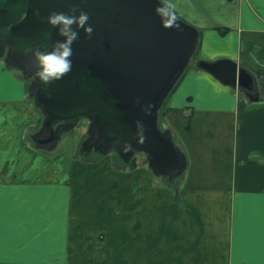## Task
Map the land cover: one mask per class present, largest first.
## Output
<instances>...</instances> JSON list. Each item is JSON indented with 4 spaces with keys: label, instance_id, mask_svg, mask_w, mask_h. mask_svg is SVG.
I'll return each mask as SVG.
<instances>
[{
    "label": "crops",
    "instance_id": "0c3cea01",
    "mask_svg": "<svg viewBox=\"0 0 264 264\" xmlns=\"http://www.w3.org/2000/svg\"><path fill=\"white\" fill-rule=\"evenodd\" d=\"M162 1L201 32L197 58L233 59L252 85L183 74L162 119L187 167L168 183L146 163L39 150L36 106L0 68V264H264V0Z\"/></svg>",
    "mask_w": 264,
    "mask_h": 264
},
{
    "label": "water",
    "instance_id": "95a60500",
    "mask_svg": "<svg viewBox=\"0 0 264 264\" xmlns=\"http://www.w3.org/2000/svg\"><path fill=\"white\" fill-rule=\"evenodd\" d=\"M80 10L89 14L93 32L78 29L72 70L49 84L35 76L34 102L43 124L66 122L67 128L87 118L91 133L107 145L100 149L104 154L117 149L128 161L142 151L158 175H181L187 158L161 127L160 110L194 60L201 32L176 13L175 24L167 23L174 11L162 0H0V56L6 48L33 53L51 48L65 37L49 15L78 16ZM195 65L234 90L253 82L250 71L230 58H197Z\"/></svg>",
    "mask_w": 264,
    "mask_h": 264
},
{
    "label": "rangeland",
    "instance_id": "374dc122",
    "mask_svg": "<svg viewBox=\"0 0 264 264\" xmlns=\"http://www.w3.org/2000/svg\"><path fill=\"white\" fill-rule=\"evenodd\" d=\"M12 52H14V51L12 50ZM28 62H29V60H28ZM37 62H38V60H37ZM21 63L26 65L25 62H21V61H19V59H16L15 57L13 58V54L10 52L9 48H6L5 53L2 56H0V68L4 69L5 74L11 73L15 77H17V79L20 81V84H22L24 86L23 88L26 90L25 99L28 101H32L34 106H36V113H37L36 127L32 128L31 130H29V132H27V135H26L27 138L29 139V141H31L33 143V145L37 146L38 149L43 151V152L51 149V152L55 151V150H56V152L57 151L58 152L59 151L60 152L61 151H67L70 153L72 152L73 155H77V153L81 152L82 148L84 147V145H85L84 141L86 139H88V137L90 136L91 121L89 119H83L82 121H80L79 123H77L74 126L69 125L67 128L63 129L62 133L60 130L58 132L57 136L60 134L61 137L58 136V138L55 139L54 141H51V143H48V142H50V140L52 138L49 140H46L47 143H45V144L36 141L33 138V134L38 133V131H40L41 127L44 126L43 123H44L45 116L42 113L41 109L34 102L35 75L33 73V69H32V67L25 69V68H23V64H21ZM193 66H196L194 62L192 64V67ZM9 81L10 80L7 76H6V80H3V77L0 75V99L7 98L9 96V91H8L7 87H5L9 84ZM3 86L5 88H3ZM7 110H5V111L7 112ZM162 110H163V108L161 109L162 117H161L160 125L163 129H166L165 124H164V120L162 119L163 118L162 112H164ZM41 131L46 133L44 138H47V136H49L47 133V129L45 130V128H44V130L42 129ZM105 150H108V149L106 148ZM113 150H115V149H113ZM113 150L108 151L107 153L110 156L114 157L117 166L131 167V166H134L135 164L137 166H141V165H145V163H146L148 166L151 167L148 155L145 152H142V151L137 152L135 155L136 157L134 158L135 160H132L133 163L128 164V161H126L124 158L120 157L122 155L119 153V151H118V153L120 155L115 154ZM123 150L126 151V150H129V148H125ZM84 151H85L84 152L85 157L90 158L92 160L95 158H100L101 156L107 155V154H104L103 152H101L100 149H98L96 147L90 151L89 150H84ZM162 177L168 183H171L172 180L174 182L178 181V179L175 177L174 178H170L168 176H162Z\"/></svg>",
    "mask_w": 264,
    "mask_h": 264
},
{
    "label": "clouds",
    "instance_id": "9594fccd",
    "mask_svg": "<svg viewBox=\"0 0 264 264\" xmlns=\"http://www.w3.org/2000/svg\"><path fill=\"white\" fill-rule=\"evenodd\" d=\"M172 6H168L171 9ZM158 11L159 5L157 6ZM76 9H73L75 13ZM89 14L86 11L80 10V14L69 15L65 12H53L48 17V22L54 27H57L61 36L65 37L63 40L56 41V43L47 50L36 48L35 57L39 62V68L36 75L45 84H49L54 80L63 78V76L70 72L73 67L71 59L73 55L72 44L79 38L78 29H83L85 33L91 36L93 27L88 24ZM175 12L167 23L175 24ZM75 25V27H73ZM179 27V25H176Z\"/></svg>",
    "mask_w": 264,
    "mask_h": 264
},
{
    "label": "flooded vegetation",
    "instance_id": "af4514ba",
    "mask_svg": "<svg viewBox=\"0 0 264 264\" xmlns=\"http://www.w3.org/2000/svg\"><path fill=\"white\" fill-rule=\"evenodd\" d=\"M4 43H0V48H1V46L3 45ZM10 51H12V50H10ZM16 51H14V53H15ZM34 51L33 50H31V51H26V52H16V53H18L19 54V56H14L13 55V58L15 57L16 59H19V61H21V62H25L26 63V65L25 64H23V63H21V64H23V68H25V69H27V68H30L31 66H29V62H28V60L30 59V58H33V57H35V54L33 53ZM13 54V53H12ZM33 73H34V75L36 76V72L33 70ZM36 79V78H35ZM83 119H87V118H83ZM82 119V120H83ZM82 120H80V121H82ZM67 123L66 122H62L61 124H57L56 126H54V127H51V126H48V125H44V126H42L41 127V129H40V131H38V133H35V134H33V138L36 140V141H38V142H40V143H43V144H45V143H47L46 142V140H49V139H51L50 140V142H48V143H51V141H54L55 139H57L58 138V136L60 135H58L57 136V134H58V132L61 130V133H62V131H63V127H64V125H66ZM44 128H45V130L47 129V133H48V135L49 136H47V138H44V136H45V134L46 133H44V132H42L41 130L43 129L44 130ZM43 136V137H42ZM85 143V145H84V147L82 148V150H81V152L84 154V150H92L93 148H95V147H98L99 149H106L107 148V145H106V143H105V141L104 140H102V139H100L99 137H98V135L97 134H95V133H91V131H90V136L88 137V139H86L85 141H84ZM85 148V149H84ZM114 151V153L115 154H119L118 153V150L117 149H115V150H113ZM121 153H127V150L126 151H122ZM120 155V154H119ZM136 155V153L128 160V164L129 163H133L132 162V160H134V158L136 157L135 156ZM120 157H122V158H124L125 160H126V158L127 157H129V155H126V154H122V156H120ZM127 161V160H126ZM133 165V164H132ZM168 176V175H167ZM168 177H172V176H168Z\"/></svg>",
    "mask_w": 264,
    "mask_h": 264
},
{
    "label": "bare ground",
    "instance_id": "6f19581e",
    "mask_svg": "<svg viewBox=\"0 0 264 264\" xmlns=\"http://www.w3.org/2000/svg\"><path fill=\"white\" fill-rule=\"evenodd\" d=\"M0 43H1V41H0ZM11 53H13V55L14 56H19V54L18 53H14V52H12V51H10ZM38 63L39 62H37V60H36V57H33V58H30L29 59V66H31L32 67V69L34 70V71H36L37 69H38Z\"/></svg>",
    "mask_w": 264,
    "mask_h": 264
}]
</instances>
